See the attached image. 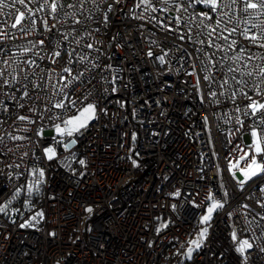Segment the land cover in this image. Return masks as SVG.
<instances>
[{"label": "built area", "instance_id": "built-area-1", "mask_svg": "<svg viewBox=\"0 0 264 264\" xmlns=\"http://www.w3.org/2000/svg\"><path fill=\"white\" fill-rule=\"evenodd\" d=\"M135 2L126 0L125 11L113 15L109 26L102 29L106 34H96L97 39L104 42L98 45L103 55L82 49L93 57L100 55L102 66L110 64L113 69H121L118 75L122 79L116 82L120 90L99 100L100 107L107 108V115L101 114L98 121L92 122L71 151L58 147L59 155L51 162L43 158L42 152L44 146L52 143L50 139L39 146L28 141H8V147L13 151L0 155V203L6 202L13 195L14 188L24 182L23 179L9 180L8 174L22 172L35 163L31 155L33 151L47 175L43 195L36 200L31 211L27 209L13 219L0 214V264H264V251L260 250L264 247V220L256 215L264 213L256 203L262 195L258 190L261 181L246 185L241 191L227 172L226 158L239 155L230 151L233 145L250 143V137L244 134L247 127L229 137V129L238 126L234 120L225 123L222 117L225 113L235 116V105L228 103L226 98H221L224 102L219 106L201 105L191 87L195 77L184 74V69L192 70V61L177 46L183 44L188 53L203 58V53L194 51L199 45L176 40L173 35H167L145 21L132 19L127 11ZM196 10L207 11L202 6H197ZM154 15L167 14L158 12ZM141 24L145 26L140 27ZM117 33L119 36L113 40ZM41 38L28 37L31 40ZM151 40L159 41L160 46L151 44ZM23 44V39L5 42V51L0 52V58L7 59L17 50L14 46ZM71 47L75 45L69 50ZM161 48L168 52L166 61L169 62L164 65L156 58L163 55ZM149 50L154 53L152 57L147 55ZM205 51L212 52L213 49L205 46ZM28 58H34L32 53L20 57ZM67 59L64 55L55 65L47 60L37 62L41 67L55 68L59 73L66 66ZM195 63L199 68V60ZM22 66L29 73L33 71L27 65ZM68 66L72 67L73 73L85 68L84 64L76 63ZM35 71L40 74L39 69ZM100 71L95 70L97 76L91 84L87 83V78L84 83L77 81L73 85L75 91L70 90L73 98L83 97L93 85L94 95L99 96L102 90ZM112 75L110 70L103 71V76L109 80ZM57 79L53 77L54 81ZM103 86L109 90L112 87L111 84ZM29 90L32 91L31 84ZM51 94L50 86L40 92L42 97ZM205 99L209 100L207 96ZM5 100L7 102V98ZM29 103H38L35 93ZM237 103L243 106L247 101L241 99ZM10 108L12 111L4 117L6 122L0 130L22 128L24 122L13 124L16 114L35 118L27 105L16 109L11 104ZM206 108L215 113L209 116L207 126L203 123L205 113L202 111ZM74 112L72 109L67 115ZM51 123L48 122L47 137L54 135ZM249 123L251 120L245 118V124ZM29 127L33 132L14 134L29 135L35 141V126ZM135 131L138 136L133 142L131 137ZM25 151L29 156L21 161V154ZM72 153H75L74 158L65 163V158L71 157ZM81 159L85 161L84 165L79 163ZM133 160L138 167L133 166ZM14 162L22 163V167H6ZM225 188L229 193L228 202L211 222L204 246L191 259L177 255L178 251H185V244L200 226V218L210 203L207 199L209 193L220 198ZM253 189L255 198L246 199ZM177 190L181 193L179 197L172 195ZM244 203L249 204L252 211L242 208ZM89 204L94 205V210L86 221L84 211ZM172 205L176 208L173 209ZM11 206L17 207V202ZM37 211L44 213L39 223L33 222L35 226L31 228L19 226ZM229 212L234 215L229 217ZM246 220L254 223L249 230L241 231L247 228ZM233 227L241 239L247 238L253 243V248L245 253L246 261L235 251L236 245L231 239Z\"/></svg>", "mask_w": 264, "mask_h": 264}, {"label": "snow or ice", "instance_id": "snow-or-ice-1", "mask_svg": "<svg viewBox=\"0 0 264 264\" xmlns=\"http://www.w3.org/2000/svg\"><path fill=\"white\" fill-rule=\"evenodd\" d=\"M125 3L126 0H71V2L68 0H0V52L5 51V42L25 40V44L14 46L17 50L13 51L7 59L0 58V114H2L0 128L6 122L4 117L12 111L11 104H14L16 109H23L27 105L29 112L35 116L33 118L29 115L16 114L13 124L24 122V126L12 128L11 131L0 130V155H3L5 151H13L8 147V141H28L29 144L35 143L39 146L44 140L50 139L52 143L44 146L42 152L43 158L51 162L59 155L58 147L63 148L64 151H71L72 147L78 143L79 137L90 128L92 122L98 121L101 114L107 115V108L100 107L99 100L120 90L116 82L122 79L118 75L121 69H113L110 64L103 66L100 64V55H103V52L98 45H103L104 42L97 39L96 34H101L102 29L109 26L113 15L125 11L123 7ZM197 6H202V9L207 11H197ZM136 9L140 11L137 12ZM158 12L167 15H154ZM127 15H130L132 19L145 21L146 24H151L153 28L167 35H173L176 40L193 46L199 45L194 51L197 54L203 53V58L188 53L183 44L177 46L178 50L185 53L192 61L190 64L192 70L184 69V74L195 77V83L191 84L190 81L185 83L191 84L201 105L211 103L219 106L224 102L221 98H226L228 103L235 105V116L225 113L222 117L225 123H231L234 120L238 126L234 130L229 129L228 135L235 136L247 127L244 134L250 137V143L233 145L230 151L238 152L239 155L226 158L227 172L241 191L246 185L250 186L260 180L261 185L258 190L262 195L256 199V203L264 209V0H136L133 7L128 9ZM3 17L7 19H2ZM144 26V24L140 25V27ZM31 36L43 38L28 39ZM117 36L119 33L112 39L116 40ZM150 43L160 46L157 40H151ZM73 44L75 47L69 50ZM108 46L111 47V44ZM118 46L122 47V45ZM205 46L213 51H205ZM84 48L100 55L93 57L90 52H83ZM254 49L260 51H254ZM161 51L163 55L156 58L161 65H164L169 62L166 61L168 52L163 48ZM28 53H32L34 58L20 59ZM64 55L68 59L66 66L59 73L55 68L41 67V64L37 62L47 60L55 65ZM147 55L152 57L154 53L149 50ZM196 60H199V68L195 63ZM74 63L84 64L85 68L78 73H73L72 67L68 65ZM22 65H27V68L33 71L29 73ZM36 69H39L40 74L35 71ZM96 69L101 70L99 73L102 86L100 95H94L95 85H93L83 97L73 98L70 94V90L75 91L73 85L77 81L84 83L85 78L87 83L91 84L92 80L96 79ZM105 70L113 73L110 80L103 76ZM65 73L67 75H64ZM54 76L58 77L55 81ZM29 84L32 85L31 92ZM104 84H111V89L104 87ZM49 86L52 88L51 96L42 97L40 92L46 91ZM204 89L208 91L205 92ZM33 93L38 103L30 104ZM205 96L209 100L206 101ZM53 97L58 99L54 100ZM241 99L247 101L243 106L237 103ZM78 103L79 107H77ZM121 107H124L123 102ZM54 109L58 111L54 112ZM72 109H75V112L67 115ZM202 111L205 113L203 123L207 126L209 116L215 113L210 108L202 109ZM46 113L50 115H45ZM245 118L251 120V123L246 125ZM49 121L52 122L51 129L54 132L51 137L45 134ZM29 125L35 126L34 136L37 138L35 141L32 136L14 134L21 131L33 132ZM240 138L243 139V136ZM131 139L135 142V133L132 134ZM228 142L232 144L231 139ZM16 147L19 148L20 145ZM31 155L35 163L25 167L22 172L8 174L9 180L23 179L24 182L14 188L13 195L6 202L0 203V214L10 215V206L22 193L27 195L24 201L25 207L31 211L35 206L32 203V197L41 194L47 175L46 169L39 166L40 158L36 157L35 151ZM28 156L29 152H23L21 161ZM74 156L75 153H72L71 157L65 158V163ZM79 163L84 165L85 161L81 159ZM133 166L138 167L135 160H133ZM6 167L19 169L22 163L14 162ZM216 167L219 174V165ZM221 187L224 188V185L222 184ZM172 195L179 197L181 193L177 190ZM228 195L226 188L220 198H217L215 193H209L207 199L210 205L199 221L201 225L207 226L199 231L196 239L188 241V246L183 253L178 251L177 255H184L191 259L193 252L204 246L213 214L225 208ZM254 198L255 189L249 192L246 199ZM172 207L175 209L176 205ZM242 208L252 211L247 203H244ZM12 211L15 213L20 210ZM86 211L92 212V209L88 208ZM227 215L232 217L234 212H229ZM244 215L247 216V213ZM256 215L264 220V213H256ZM43 218V211H37L28 221L19 226L31 228L35 226L33 222L39 223ZM12 222L15 223V220ZM253 223V220H246L247 228L241 231L249 230ZM159 231L158 228L157 232ZM231 239L236 245L235 251L246 261L245 253L253 248V243L247 238L241 239L235 227L231 232ZM257 239L260 238L257 237ZM260 250L264 251V247Z\"/></svg>", "mask_w": 264, "mask_h": 264}, {"label": "trees", "instance_id": "trees-1", "mask_svg": "<svg viewBox=\"0 0 264 264\" xmlns=\"http://www.w3.org/2000/svg\"><path fill=\"white\" fill-rule=\"evenodd\" d=\"M30 179H31V177H30ZM43 195V188H42V192H41V194L39 195V196H33L32 197V203L33 204H35L36 203V200H38V199H40V197ZM27 199V195H26V193H22V195L20 196V197H18L15 201H13V203L14 202H17V207H15V208H13L12 206H10V208H9V213H10V215H8V216H6L8 219H13V218H15V217H18V215H20L21 213H23V212H27V208L25 207V204H24V201ZM13 203H12V205H13ZM13 209H19L20 211L19 212H13L12 210Z\"/></svg>", "mask_w": 264, "mask_h": 264}, {"label": "rangeland", "instance_id": "rangeland-1", "mask_svg": "<svg viewBox=\"0 0 264 264\" xmlns=\"http://www.w3.org/2000/svg\"><path fill=\"white\" fill-rule=\"evenodd\" d=\"M134 133L136 134V138H137V136H138V132L135 131ZM209 205H210V203H208V204L206 205V208H207ZM88 208H91V209H92V212H88V211H86V209H88ZM86 209H85V211H84V217H85V220L87 221V217L90 216V215L93 213L94 205L89 204V205L86 207ZM205 212H206V209H205ZM205 212H204V214H205ZM216 213H217V212H216ZM216 213L213 214V218H212L211 222L213 221V219H214ZM211 222H210V224H211ZM206 226H207V225H201V224H200V226L198 227V229L194 232V234L189 238L188 241L193 240V239H196L197 236H198L199 231H200L203 227H206ZM209 228H210V227H209ZM208 233H209V232H208ZM187 246H188V242L185 244V246H184V250H186ZM197 251H198V250H197ZM197 251H194V252H193L192 257L197 253Z\"/></svg>", "mask_w": 264, "mask_h": 264}]
</instances>
